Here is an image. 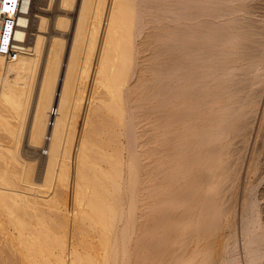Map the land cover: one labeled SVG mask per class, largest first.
I'll list each match as a JSON object with an SVG mask.
<instances>
[{
  "label": "bare ground",
  "instance_id": "bare-ground-1",
  "mask_svg": "<svg viewBox=\"0 0 264 264\" xmlns=\"http://www.w3.org/2000/svg\"><path fill=\"white\" fill-rule=\"evenodd\" d=\"M59 1L0 55V264H264V0Z\"/></svg>",
  "mask_w": 264,
  "mask_h": 264
},
{
  "label": "rangeland",
  "instance_id": "rangeland-1",
  "mask_svg": "<svg viewBox=\"0 0 264 264\" xmlns=\"http://www.w3.org/2000/svg\"><path fill=\"white\" fill-rule=\"evenodd\" d=\"M34 3H35L34 7H35L36 10H35V12L33 14L32 22H31V28H30V31H29V40H28L29 41V46L33 45L32 43H34V41L36 40V36H35L36 32L39 31L38 28L40 26L39 24H40L41 20L38 17H36V15L38 14V15L45 16L48 19V28H47L48 34L47 33L43 34L45 36V38H46V40H45V44L47 45V46L45 45V49H46L50 45L52 36L57 34V32H55V24H56L55 22H56V19H57L58 16H56V15L62 16L64 14V11L62 10L63 11L62 12L61 8H59L60 7V5H59L60 1L59 0H53L52 5L50 4L49 0H35ZM47 6H48V8H47ZM67 14H68L67 15L68 18L70 19V21H72V24H73L75 22V18L77 17L75 15L78 14V11L75 9V11H68ZM65 34L68 36L67 38H68V41H69V39H71L72 32L70 31V32L65 33ZM48 38H49V40H48ZM63 68L65 69V67H63ZM87 104L88 103H86L85 106H88ZM83 114H84V109L82 110V112L80 114V117L78 119V123H77V137L81 133V131H79V130L83 129V124H84V122H83L84 121V115ZM28 128L29 127L26 128V131L24 132L22 140H20V144L18 145V150H19L18 152H19V154L21 156H23L22 158L25 160V162L27 161L29 166H30V164L33 165V166L30 167L31 173H33V175H31L32 178H34L37 182L38 181L42 182L43 181L42 179H44L45 170H46V164H47V158H48L47 148H48V145H49L50 140H51V135L49 134L50 136L49 135H47L48 137L46 136V140H45V143H44L42 148L41 147L37 148L35 146H32L31 143L29 142V135H28L29 131H27ZM119 138H120L121 146L123 147L124 159L127 161L128 153H127V150L124 149L126 147V145H127L126 139L122 135ZM5 139H7V140H4L5 142H7V144L11 143L8 138H5ZM12 146H13V144H12ZM75 147H76V145H75ZM77 149H78V147H77ZM77 149L75 148V153H76ZM30 161H31V163H30ZM1 163H2V161H1ZM2 164H4V163H2ZM13 164L11 162L10 165H9L10 167H8V169L10 168V170L13 171L12 173H14V172L16 173L17 171L20 172V170H19L20 166L18 164H16L15 162H13ZM34 165H35V167H34ZM15 166H16V168H15ZM13 168H14V170H13ZM30 169H29V172H30ZM11 171H10V173H11ZM70 181L68 183L70 189H69V187H68V189H66V199H67V206H68L67 207L68 211H66V212H68L67 216H69L70 220H73L72 218H74L73 216L75 215V201H74V194H75L74 181L75 180H70ZM60 204H61V206H64L63 203H60ZM1 211H3V210L0 209V213H1ZM51 211H49V208L46 207L44 209V212L46 214L44 212H42L41 216L44 215L43 217H45V221L46 222L49 221L47 223V225L49 226V228L51 227L50 229L54 230V229L59 228L60 230L57 229V230H54V232L55 231H57V232L59 231L60 233H57V232L56 233H57V235L61 236L60 234H62V232L63 233L65 232V230L62 231L65 228L64 222H60V220H62V219L61 218L59 219V216L53 210H51ZM56 215L58 217H56ZM0 218H1V214H0ZM46 218H47V220H46ZM55 218H57V219H55ZM58 220H59V222H58ZM51 221H53V222H51ZM54 223H57V224H54ZM59 223L61 224V226L59 225Z\"/></svg>",
  "mask_w": 264,
  "mask_h": 264
},
{
  "label": "built area",
  "instance_id": "built-area-1",
  "mask_svg": "<svg viewBox=\"0 0 264 264\" xmlns=\"http://www.w3.org/2000/svg\"><path fill=\"white\" fill-rule=\"evenodd\" d=\"M33 0H0V55L16 60L27 52Z\"/></svg>",
  "mask_w": 264,
  "mask_h": 264
}]
</instances>
